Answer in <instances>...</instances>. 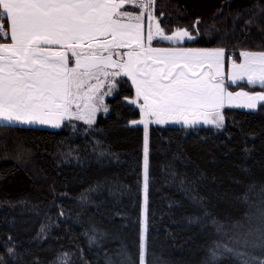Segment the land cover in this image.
<instances>
[{"label": "trees", "instance_id": "trees-1", "mask_svg": "<svg viewBox=\"0 0 264 264\" xmlns=\"http://www.w3.org/2000/svg\"><path fill=\"white\" fill-rule=\"evenodd\" d=\"M151 10L165 30L191 32L183 46L237 58L264 51V0H154ZM0 24V43H10L9 21ZM123 80L91 124L0 125V264H60L65 253L68 264H208L217 243L233 249H220L217 264L264 260L261 103L225 107L223 128L151 126L141 260L143 128L130 124L138 110ZM226 86L264 91L247 81Z\"/></svg>", "mask_w": 264, "mask_h": 264}, {"label": "snow or ice", "instance_id": "snow-or-ice-1", "mask_svg": "<svg viewBox=\"0 0 264 264\" xmlns=\"http://www.w3.org/2000/svg\"><path fill=\"white\" fill-rule=\"evenodd\" d=\"M127 3H135L148 12L149 19L152 18L150 9L154 0H0V20L9 21L12 41L0 43V125L48 124L67 118L74 102L91 101L95 97L103 82L88 85L92 79L99 81L101 73L106 78L111 75L113 79H131L136 99L130 103L143 101L139 104L142 116L145 113L157 117L195 115L220 107L222 85L216 80L225 49L149 48L145 51L141 42L142 16L132 12L117 13V9ZM116 15L127 18L128 22L114 19ZM133 19L136 23L131 22ZM3 27L0 24V36H6ZM161 31L157 25V36ZM174 37L195 39L184 29L159 38L171 41ZM147 39L149 43L153 41L151 32ZM133 44L142 51L124 53L127 60L112 59V49L132 48ZM54 45L71 53L75 58L72 67H69L67 52L49 47ZM103 51L109 55L96 54ZM240 56L244 58L242 63H232V82L247 76L249 84L264 86V52H241ZM213 65L217 68L215 74L197 70L211 69ZM107 68L119 71L109 73L105 71ZM117 87L116 83H109L104 95H112ZM258 102L264 104V93L253 94L247 107L255 108ZM76 107L79 109L80 104L76 103ZM92 110L98 109L92 106ZM103 110L107 112L108 108L105 106ZM54 126L59 127V124ZM144 154L147 189V124ZM95 240V236L90 238V242ZM140 247L143 261V232ZM220 249L224 253H233L227 244L217 243L209 250L208 264H217ZM60 264H68L67 253L60 259ZM258 264H264V260Z\"/></svg>", "mask_w": 264, "mask_h": 264}, {"label": "rangeland", "instance_id": "rangeland-1", "mask_svg": "<svg viewBox=\"0 0 264 264\" xmlns=\"http://www.w3.org/2000/svg\"><path fill=\"white\" fill-rule=\"evenodd\" d=\"M131 6H136L137 5L135 3H130ZM138 9H131V10H124L122 12H132L135 15H141L142 18L140 20L141 23L145 24L146 26V22L148 24V34L149 32H154L156 33V39L149 43L148 39H146L147 41V45L146 43L143 44L144 46V50L146 51V46H149V48H159V49H180V48H184L185 46L183 45H179L181 43L178 44V42H185L187 40V38H183V39H178V38H173V40L171 41H167L165 44L161 43V39L159 37L161 36H170L172 35L174 32L177 31V29L173 30V31H168L165 30L161 25L160 22L158 20V17L152 12V10L150 9V11L152 12V18L149 19L148 17V12L144 11L142 9H140L139 7H137ZM121 13V12H120ZM133 21H135L133 19ZM157 25H159V27L162 29V31L159 33V36H157ZM178 29H184L186 30L191 36V32L183 27V28H178ZM148 37V35H147ZM108 39H111V37H108ZM190 49L193 47H189ZM196 49H201V48H196ZM216 49V48H214ZM135 50L136 52H141L142 50L139 47H136L135 44H133L132 48L129 47H123V48H115L112 49L111 51V55H112V59L114 60H127L126 56H123L124 53L126 52H130ZM85 51V50H84ZM87 52V51H85ZM243 52V51H242ZM97 55L100 56H108L109 52L107 51H103L96 53ZM148 55H163L162 53H157V54H153V53H147ZM75 58L73 57V63H74ZM233 61H236V59L231 58L230 55H227L226 52H224L221 56V64L219 67V76L217 77L218 79H222L226 81V68L228 65H231L233 63ZM73 66V64H72ZM71 66V67H72ZM198 71H208L211 72L213 74H215L217 72V68L215 65H213V67L211 69L205 67L203 69H197ZM105 71H108L109 73L113 72V71H119V69H112V68H107L105 69ZM129 79V81L132 83L131 79L128 77H121V78H116L113 79V77L110 75L109 77H105L102 73L99 75V81L97 79H92L89 83V87L91 85H96L98 83H100L101 81L103 82V85L99 88V91L96 93L95 97L91 100V101H85V100H81V101H77L74 102L71 109H70V115L63 119V120H52L51 122H49L48 124H40L44 127L47 128H59L61 127L65 121H71L72 119H80L86 123H88V121H95L96 117L98 114L105 112L103 109L106 106L107 107V98L109 96H105L104 93L107 91V87L109 83H116L118 85L116 91L118 90L119 86H120V82L124 81L123 79ZM224 78V79H223ZM133 85V84H132ZM86 91V89H85ZM114 91L113 94L116 92ZM133 91L134 94L133 95H128L126 96L125 99L128 103H130L131 100L136 99L135 97V87L133 85ZM112 94V95H113ZM76 103L80 104L79 109L76 107ZM89 104V107H85V104ZM143 103L142 100H139L136 104L130 103L132 106L136 107L138 110V115L132 119L130 121V124H133L132 121H140L143 120L144 123H140V124H133V125H141L143 128V152H142V167H141V179H140V188H141V203H140V221H141V231L143 232L144 238H145V234L147 232V215H148V202H149V192H148V179H149V138H150V128L152 125H170V126H181L183 124V116L179 115V114H174V115H168V116H163V117H157L154 115H149L147 113H145L143 116L141 115V110L139 108V104ZM250 103V101L248 102V104ZM247 104V105H248ZM247 105H245L246 107H242L243 109H254V108H248ZM92 106H95L98 110L97 111H93L92 110ZM108 108V107H107ZM256 108V107H255ZM204 111V113L202 114L201 112L193 115V114H187L186 116V124L185 126H193L190 122L196 121V120H201L204 119L202 122L206 123L207 119L214 121L212 125H214L215 127H217V123H220L221 126H219L218 128H223L224 127V116L223 114L220 116V113H213L214 111H211L210 113L206 110H202ZM220 111V110H219ZM218 112V111H217ZM75 117V118H74ZM222 117V120H221ZM160 120V123H157V120ZM59 124V127L54 126L55 124ZM89 124V123H88ZM145 124H147V129H148V155H147V189H145V154H144V137H145ZM31 125H35V124H31ZM196 127V126H195Z\"/></svg>", "mask_w": 264, "mask_h": 264}, {"label": "crops", "instance_id": "crops-1", "mask_svg": "<svg viewBox=\"0 0 264 264\" xmlns=\"http://www.w3.org/2000/svg\"><path fill=\"white\" fill-rule=\"evenodd\" d=\"M124 5H122L119 9H117V13L120 12V10L122 9V7ZM113 18L114 19H120V20H122V22H125V23L128 22L127 18L119 17V15H116ZM131 22L132 23H136V21H133V20ZM140 24H141V37H142V41L141 42H142V44H145L146 43V45H147L146 39H147V35H148V24H147V22H146V26H145V24H143L141 22H140ZM151 33L154 36V39H153V41H154L156 39L155 38L156 37V33H154V32H151ZM160 42L165 44L167 41L161 40ZM179 43H183V42H178V44ZM179 45H181V44H179ZM49 47H51L53 49L64 50L65 52H67V49L66 48L65 49H61V47L59 45H54V46H49ZM184 48H189V47H186L185 46ZM146 49H149V46H146ZM191 49H196V48H191ZM201 49H214V48H201ZM84 50L87 51V49H83L82 51H84ZM243 52H256V53H258V52H264V51L263 50H244ZM243 61H244V58L239 55V57L236 58L235 63L240 64ZM74 62H75V60H74ZM73 65H74V63H73ZM71 66L72 65H70V63H69V67H71ZM233 72H234V69L232 67V64L231 65H228L227 68H226V81L225 80H222V79L216 80L217 83H219L220 85H222V92H221V97H220V101H219V103H220L221 106L218 107V108H216V109H213V110H206L209 113L211 111L217 110L218 112L217 111H214L213 113H220V116H221L223 114V109L225 107H230V106L240 107V108L246 107L245 105H247L248 102L252 100L253 94H255V93H264V91H262V90H260V91H251V90H248V89H245V88H238V89H233L232 90V89L228 88L226 86V83H233L232 80H231V77L233 75ZM238 81H247L248 82V77L245 76L244 79L236 80L235 83L238 82ZM229 93H231L232 95H229ZM258 105H259V102L257 103V106ZM200 112L202 114L204 113V111H200ZM203 120L204 119H201V120L198 119L196 121L190 122L193 126H189V127H195V126H198V125H201V124H204V125H212L213 122H214V121H211V120H208L207 119L206 123H203L202 122ZM182 122H183L182 125L185 126V124L187 123L186 122V116L185 115L183 116V121ZM35 125H39V124L37 123Z\"/></svg>", "mask_w": 264, "mask_h": 264}, {"label": "built area", "instance_id": "built-area-1", "mask_svg": "<svg viewBox=\"0 0 264 264\" xmlns=\"http://www.w3.org/2000/svg\"><path fill=\"white\" fill-rule=\"evenodd\" d=\"M230 56H231V58H233V59H236V58H237V54H236V53H232Z\"/></svg>", "mask_w": 264, "mask_h": 264}]
</instances>
